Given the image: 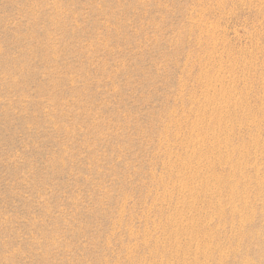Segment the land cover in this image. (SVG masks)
Segmentation results:
<instances>
[{
	"label": "rangeland",
	"instance_id": "374dc122",
	"mask_svg": "<svg viewBox=\"0 0 264 264\" xmlns=\"http://www.w3.org/2000/svg\"><path fill=\"white\" fill-rule=\"evenodd\" d=\"M0 264H264V0H0Z\"/></svg>",
	"mask_w": 264,
	"mask_h": 264
}]
</instances>
